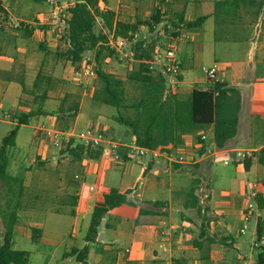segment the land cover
Instances as JSON below:
<instances>
[{"label": "crops", "instance_id": "1", "mask_svg": "<svg viewBox=\"0 0 264 264\" xmlns=\"http://www.w3.org/2000/svg\"><path fill=\"white\" fill-rule=\"evenodd\" d=\"M0 5L4 9L0 12V108L8 106L6 115L0 118L8 128L0 139L17 124L14 116L30 111L43 113L19 129L13 149L25 150L26 141H30V151L10 157L8 175L17 180L19 172L24 171L23 189L46 191L56 196V201L62 197V205L50 209L28 203L29 228L17 220L13 242L19 237L32 239V229L39 228L43 232L40 243L53 246L49 258H55L61 249L66 258L73 249L88 246L87 264H251L255 252L258 255L264 248V165L256 157L251 170L246 171L242 161L247 153L258 154L264 149V0L100 1V7L115 12L117 20L138 27L136 40L145 32L159 34L168 23L189 35L188 41L179 44L181 76L174 81L166 75L167 94L173 82L171 93L185 100L194 90H211L213 84L203 67L213 65L218 66V81L240 94L238 133L226 148H217L214 127L209 126L202 133L203 144L197 134L191 133L180 144L149 150L146 156L135 158L127 147L136 141L132 132L115 122L116 110L107 114L104 109L110 106L93 100L97 77L86 78L77 71L75 78L86 82L90 93L86 105L81 98L79 113L68 129H102L108 139L127 146L112 152L109 147H84L75 139L54 145L46 131L63 130L58 118L62 99L67 93L80 95L73 83H60L46 72L49 59L54 67L61 65L57 53L66 48L62 40L66 25L45 1L0 0ZM155 15L161 22L152 32L148 23H153ZM202 17H206L202 25L189 27ZM28 27L33 30L30 36ZM160 53L164 54V48ZM118 65V69L123 66ZM125 67L128 72L135 71L139 61L131 58L130 66ZM156 71L163 72L162 65ZM26 130L33 131L32 137ZM218 162L235 166L226 178L230 188L220 193L210 186ZM202 169H208L206 197L209 211L215 215L205 234L201 233L202 222L187 220L182 213L196 209V203L190 201L198 196L193 185L203 180L198 172ZM99 176H103L106 187L120 191L134 187V191L124 209L103 219L96 242L89 244L85 237L96 204ZM254 184L259 193V216L255 211L248 222L247 230L252 222L256 230L251 239H246L247 230L241 233L247 223L245 195ZM3 201L1 198L0 209L6 211L8 201ZM245 249L249 253H244ZM228 251L246 261L229 262L225 258Z\"/></svg>", "mask_w": 264, "mask_h": 264}, {"label": "trees", "instance_id": "2", "mask_svg": "<svg viewBox=\"0 0 264 264\" xmlns=\"http://www.w3.org/2000/svg\"><path fill=\"white\" fill-rule=\"evenodd\" d=\"M45 1L47 0H40ZM71 3L72 0H59ZM101 0H75L61 14L60 19L66 25L62 40L66 42V48L57 53V57L70 63L75 71L83 69V60L88 53L94 55L95 73L98 86L93 100L116 110L113 119L128 128L135 137L138 145L149 150L163 148L169 144H180L187 134H197V140L203 141L202 133L209 127H214V141L218 149L228 146L238 133L239 112L241 100L239 92L219 81L214 82L211 90H194L189 99H182L171 92L167 94V77L164 72L151 71L150 66L155 56L161 52L164 45L156 42L146 43L145 40H134L138 27L123 23L116 18L115 12L102 9ZM0 12L4 9L0 5ZM206 17H202L189 27H197L203 24ZM183 21V19H179ZM161 21L155 15L153 23H148L150 30L154 31V25ZM101 24L103 32H97ZM173 25V24H172ZM174 26V25H173ZM178 26V25H177ZM175 24V28H177ZM28 32V33H27ZM33 30L26 28L30 36ZM121 37L131 42V58L139 61V67L126 75H118L105 68V61L118 59L108 46L109 37ZM116 52V51H115ZM23 91L26 86L21 82ZM132 85L137 93L131 99L127 95V86ZM80 110V96L67 93L61 101L58 111L60 127L68 129L75 121ZM43 114V113H41ZM39 112L30 111L18 114L17 124L2 140L0 148V199L4 196V190H8V198L11 194L12 183L16 181L9 177L10 151L16 146L19 129L29 125L31 120L39 115ZM83 148V146H77ZM258 157L260 164L264 165V149L257 153H247L242 161L246 171H250L254 159ZM97 198L91 218V224L87 231L85 241L95 243L98 237L99 227L103 219L110 214L124 209L128 205V197L134 191V187L126 191L109 188L104 185L103 176L96 181ZM193 202V201H190ZM194 203H198L197 197ZM9 203H7L8 205ZM10 205V204H9ZM193 206L195 204H192ZM201 214V209H198ZM6 233L4 243L0 246V264H29L30 253L16 250L12 247L14 227L18 216L15 212L7 215ZM209 228L208 221H202L201 233L205 234ZM42 230L32 229V241L39 244L42 238ZM261 238L260 230L258 232ZM89 247L73 249L67 257H76L79 263L87 264ZM256 264H264V248L256 257Z\"/></svg>", "mask_w": 264, "mask_h": 264}, {"label": "rangeland", "instance_id": "3", "mask_svg": "<svg viewBox=\"0 0 264 264\" xmlns=\"http://www.w3.org/2000/svg\"><path fill=\"white\" fill-rule=\"evenodd\" d=\"M164 28H162L163 30ZM97 32H103V27L101 24L98 25L97 27ZM162 32V31H161ZM155 34V33H150V32H145L139 36V40H145L146 43H153L156 42L157 45L162 46L165 45L166 42H168V38H166L162 33ZM110 48V47H109ZM111 51L116 54V52L110 48ZM118 59H113L110 61H105L104 66L105 68L113 71L115 70L116 72L123 73L125 74L128 72V68L125 66H130V60L131 57L129 56L128 58L120 59V54H118ZM53 61V60H52ZM51 60L49 59V65L46 68V72H51L56 78L60 80V83H73V88L77 89V91L80 93V100L82 98V101L84 105H86L88 98H89V85L86 82L80 83L77 81V76L75 78V70L73 66L62 60L61 65H56L54 67V64H50ZM54 62V61H53ZM93 64L94 66V55L92 53H88L85 57V61ZM116 62V63H115ZM118 64L123 65L122 68L118 69ZM96 68V65L94 66ZM94 68V69H95ZM127 68V69H126ZM156 71V70H155ZM84 69L79 71V73H83ZM86 77V76H85ZM86 78H92V77H86ZM87 81V80H83ZM214 85V82H211ZM137 91L132 88V85L127 86V95L128 98H132L136 96ZM74 94V93H73ZM102 105V104H101ZM103 106V105H102ZM8 106L4 105L2 108H0V118L3 119L4 116L6 115V110ZM104 112L107 114L114 113L115 109L112 107H107V110L104 109ZM114 121V120H113ZM116 122V121H115ZM6 128H8L7 124H4L3 122H0V138L1 136L5 133ZM29 131V136L32 137L33 131L32 130H26ZM29 140V139H28ZM27 148L25 149V145L22 143L21 147L25 150H19V149H12L10 151V157L12 159V156H19L21 157L22 155H26L25 151H30V141H26ZM2 145V140L0 139V148ZM16 156V157H17ZM195 170V168H191ZM208 169H202L198 171L199 173H202L203 180H200V182H195L193 187L197 190L198 196V203H196V209L195 210H190L182 212L183 217H185L187 220L191 219L194 220L195 223L202 222L203 220L208 221V223L211 222V220L215 219V215L210 213L209 209V198L206 197V195L209 194V186L207 184V172ZM10 171V170H9ZM235 171V166H232L231 164H225V162L221 163L218 162V164H214V170L212 172V175L210 177V181L212 183L211 189H216L217 193H220L222 190H226L227 188L229 189V184L227 183V179L229 178L230 172ZM24 172V171H23ZM23 172L20 171L18 178L14 183H12V188H11V194L10 197L8 198V190L3 189L4 191V196L3 202H6V199L8 201V205H6V211L4 209H0V246L4 243V237L6 233V228L7 224L10 222V219L7 220V215L9 213L15 212L18 216V220L20 223H23L26 228L28 227V218H27V208H28V203L33 204H38L40 207L39 208H54L57 206L62 205V197L60 196L59 198L57 197L56 201V196L51 195L50 193L46 191H40L38 189L36 190H25L22 187V175ZM9 173H13V170H11ZM205 173V174H204ZM228 174V175H227ZM193 202L194 200L191 199ZM202 202V203H201ZM7 204V203H6ZM180 207V206H179ZM201 209V214H198L197 209ZM204 210V211H203ZM188 212V213H186ZM31 222V221H30ZM210 226V225H209ZM37 227V226H36ZM210 230V229H209ZM256 230V224L255 222H252L250 225L249 230H247L245 238L246 239H251L252 234ZM211 233V230L208 231ZM48 236V235H47ZM50 237V236H48ZM56 238V237H54ZM58 239V238H57ZM12 247L16 250L20 251H27L30 253V263L29 264H79V262L74 258V259H67L64 258V251L61 249V251L58 252L57 256L55 258H49V256L52 254L53 246H50L49 244H35L32 239L29 237H19L15 242H13L12 239ZM244 253L247 252L249 253V249H245L243 251ZM257 257V253L255 252V258L253 259V262L251 264H255V259ZM225 258H228L229 262L233 260H238V261H246L245 259H240L238 255H235L232 251H228L227 255Z\"/></svg>", "mask_w": 264, "mask_h": 264}, {"label": "built area", "instance_id": "4", "mask_svg": "<svg viewBox=\"0 0 264 264\" xmlns=\"http://www.w3.org/2000/svg\"><path fill=\"white\" fill-rule=\"evenodd\" d=\"M47 3L54 9L55 14L58 18L60 15L69 8L70 5L75 3V0H72L71 3L66 1L59 0H47ZM162 30V35L168 38V42L164 45V54L158 53L155 56L154 61L151 63V71H155L158 65H162L163 72L174 79H177L181 76L182 73V61L179 58V44L189 40V35L182 31L181 29H176L172 24H166ZM136 38L134 37V40ZM131 42L127 39L121 37H115L111 35L109 37L108 46L116 51L117 54H120V59L131 57L130 53ZM84 72L83 76L96 78V73L94 66L91 63L84 62L83 64ZM204 74L206 75L209 82H217L218 78V66L213 65L210 67H203ZM175 89L174 82L170 84L169 91L171 92ZM48 137L52 138L54 145L59 146L65 142H69L71 139L80 141L81 145L87 148H99V147H109V150L112 152L118 151L121 147L127 145H122L117 141H112L108 139L107 134L98 128H89L83 132H75L72 128L67 130H47ZM205 138V137H203ZM130 149V156L135 157H144L149 152V149L143 148L136 141L131 145L127 146ZM259 193L257 190V185L254 184L246 192V207H245V219L246 224L241 230V233H245L248 229V222L256 211V215L259 216V205H258ZM258 212V214H257Z\"/></svg>", "mask_w": 264, "mask_h": 264}]
</instances>
